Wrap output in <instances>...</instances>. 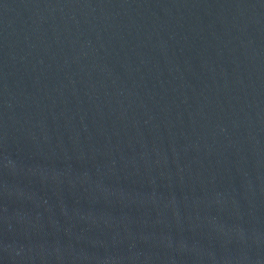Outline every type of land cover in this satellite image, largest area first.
<instances>
[{
    "label": "water",
    "instance_id": "1",
    "mask_svg": "<svg viewBox=\"0 0 264 264\" xmlns=\"http://www.w3.org/2000/svg\"><path fill=\"white\" fill-rule=\"evenodd\" d=\"M0 264H264V0H0Z\"/></svg>",
    "mask_w": 264,
    "mask_h": 264
}]
</instances>
